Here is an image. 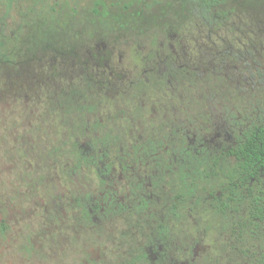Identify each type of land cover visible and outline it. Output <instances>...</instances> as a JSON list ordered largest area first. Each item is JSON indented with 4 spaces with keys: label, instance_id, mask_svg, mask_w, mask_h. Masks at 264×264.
Listing matches in <instances>:
<instances>
[{
    "label": "rangeland",
    "instance_id": "1",
    "mask_svg": "<svg viewBox=\"0 0 264 264\" xmlns=\"http://www.w3.org/2000/svg\"><path fill=\"white\" fill-rule=\"evenodd\" d=\"M225 1L212 22L180 0H0V264H103L124 240L135 255L144 238L104 215L75 222L68 197L98 180L74 155L135 144L141 124L127 120L154 122L150 106L184 101L167 116L205 126L211 147L264 122V0Z\"/></svg>",
    "mask_w": 264,
    "mask_h": 264
},
{
    "label": "flooded vegetation",
    "instance_id": "2",
    "mask_svg": "<svg viewBox=\"0 0 264 264\" xmlns=\"http://www.w3.org/2000/svg\"><path fill=\"white\" fill-rule=\"evenodd\" d=\"M179 102L182 104L184 101ZM180 104L150 106L152 111L160 114L154 122L142 119V123L141 119L128 118L127 122L133 127L141 124L144 135L139 136L133 145L130 141L128 148L115 152L109 146H101L105 144L104 140L95 138L98 146L92 148L91 153L74 155L98 177L93 196L68 197L79 213L75 222L85 218L97 226L104 215L114 226V231L119 230L122 235L132 232L145 239L143 245L134 249L133 256L131 246L124 244L125 240L124 243L118 242V246L124 245L125 248L112 251L114 260L103 264H225L227 257L236 264L258 263V244H244L242 239L237 240L227 215L213 205L221 194V180L205 179L195 174L196 171L219 172L231 167L234 156L226 154L237 135L224 145L211 147L209 141L202 139L207 133L205 126L167 116L169 112L174 113ZM83 107L77 105L76 109L80 111ZM187 107L191 111L192 107ZM86 108L88 113L94 111L92 105ZM209 108L203 104L197 111L205 116ZM82 117L85 116L79 115L77 122L82 121ZM89 118L88 115L85 117L87 121ZM94 123L98 129L100 121L95 120ZM128 131L131 134L133 130L130 127ZM197 136L199 141L196 142ZM107 142L109 144L110 141ZM195 216L200 218L202 232L209 240L205 256L201 259H197L199 247L193 244L196 237L187 243L188 231L182 227L193 229L195 235ZM179 237L186 242L179 243ZM95 263L99 264L97 260Z\"/></svg>",
    "mask_w": 264,
    "mask_h": 264
},
{
    "label": "trees",
    "instance_id": "3",
    "mask_svg": "<svg viewBox=\"0 0 264 264\" xmlns=\"http://www.w3.org/2000/svg\"><path fill=\"white\" fill-rule=\"evenodd\" d=\"M180 1H184L189 7L196 4L203 8V17L210 13L212 22L225 15V0ZM228 154L234 156L232 166L228 169L209 173L196 171L195 174L205 179L209 177L221 180V194L216 197L213 205L227 215L237 240L242 239L244 244H258L257 264H264V122L245 127L238 133L226 156Z\"/></svg>",
    "mask_w": 264,
    "mask_h": 264
}]
</instances>
